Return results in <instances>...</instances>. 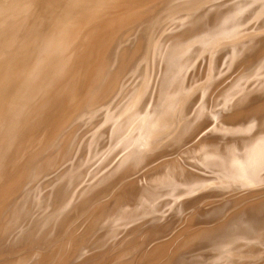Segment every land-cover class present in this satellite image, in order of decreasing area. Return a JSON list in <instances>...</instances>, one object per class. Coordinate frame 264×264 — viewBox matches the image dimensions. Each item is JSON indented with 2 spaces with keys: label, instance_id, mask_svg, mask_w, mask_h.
<instances>
[{
  "label": "bare ground",
  "instance_id": "bare-ground-1",
  "mask_svg": "<svg viewBox=\"0 0 264 264\" xmlns=\"http://www.w3.org/2000/svg\"><path fill=\"white\" fill-rule=\"evenodd\" d=\"M259 66L264 0H0V264H264Z\"/></svg>",
  "mask_w": 264,
  "mask_h": 264
},
{
  "label": "rangeland",
  "instance_id": "rangeland-1",
  "mask_svg": "<svg viewBox=\"0 0 264 264\" xmlns=\"http://www.w3.org/2000/svg\"><path fill=\"white\" fill-rule=\"evenodd\" d=\"M253 54H254V52H253ZM251 55H252V54H251ZM251 55H250V56H251ZM252 56H253V58H252ZM252 56H251V60H249L248 64H247V65L243 64V65H245V66H249V67H250V64L255 63V62L258 60V55H255V54H254V55H252ZM253 60H255V61L253 62ZM249 63H250V64H249ZM237 64H238V63H237L236 61H235L234 64H232V65L235 67V68H234V67H233V68L236 69L234 72L237 73V72L239 71L237 74H243V72H246V71H245L246 69L248 70L246 73L250 72L249 69L246 68L245 66L243 67V65H239V64L237 65ZM235 65H236V66H235ZM237 66H238V67H237ZM260 66H261V65H260ZM260 66H259V67H260ZM236 67H237V68H236ZM242 67H243V69H244V68H246V69H244V71H243V69H240V68H242ZM261 68H262V69H261ZM238 69H240V70H238ZM257 69H258V68H257ZM241 70H242L243 72H242ZM262 70H263V71H262ZM255 72H257V74H256ZM255 72L253 73V75H254V76H253V79H252L253 81H256L257 78H260V77L262 76V74L264 73V68H263V67H260V70H259V71L256 70ZM244 74H245V73H244ZM255 74H256V75H255ZM260 75H261V76H260ZM256 76H257V78H256ZM254 78H256V79L254 80ZM131 84H132V83H131ZM153 100H154L153 96L150 97V98H149V101L147 102V105H148V106L151 105V102H152ZM150 101H151V102H150ZM149 103H150V104H149ZM148 109H149V108L146 107L144 110H148ZM142 113L145 114V113H147V111L142 112ZM175 117H176V116H175ZM175 119H176V118H175ZM175 119H174V120H175ZM116 125H118V124H116ZM116 125H115V126H116ZM168 133H169V132H168ZM148 151H149V150H148ZM148 151H147V153L144 151V152H143V155H149V153H150L151 151H149V152H148ZM144 153H145V154H144ZM102 161H103V163H102ZM102 161L100 160V161L96 162V165L94 166V168H95L96 166H98V167L95 168L96 171H97V169H98L97 172H99V173L96 172V174H97L96 176H99V175H101V174L104 175V172H105V171H104L103 168L106 167L107 162L104 161L103 159H102ZM105 162H106V163H105ZM102 167H103V168H102ZM99 168H100V169L102 168V169L100 170ZM128 168H129V167H128ZM95 169L92 170L94 173H95ZM101 172H102V173H101ZM94 173H93V174H94ZM100 173H101V174H100ZM101 176H102V175H101ZM99 177H100V176H99ZM99 177H95V180L92 182V184L95 185L97 188L100 187V189L102 190L103 187H104L103 185H106V184H107V181H109V180H107L104 184L102 183V184H103V185H102L101 182H100V180L98 179ZM97 179H98V180H97ZM96 180H97V181H96ZM94 182H95V184H94ZM98 182L100 183V185H99ZM93 185H91V186H92V189L94 188ZM98 185H99V187H98ZM97 188H95V189H96V191L98 190V192H96V191L94 190V193H93L94 195H93V196H96L97 194L100 193L101 190H100V189H97ZM99 190H100V191H99ZM95 193H96V194H95ZM111 194H112V193H105V195H107V196L104 195V196H105L104 198H102L103 196H100V195H99L100 198L98 197V199H97V196H98V195H97V196H96V199H95V201H94V203H93L94 206L91 205L90 207L87 208V211H86V209H85L84 211H82V212H81L82 216H81V214H79V215L77 216V218H76V220H75V222H74L75 224H74V227H73V228H78V227H80V225H83V226H81L80 229H78V231L76 232V235H79V234L82 233V231H83L84 228H85V225L87 224L86 222H87V220L89 219V217H91V216L94 214V212L97 211V210H95V209H96V206H97V205H100L101 203H103V202H104V199H105V200L109 199V198H110L109 196H110ZM108 197H109V198H108ZM102 200H103V202H102ZM96 203H97V204H96ZM90 208H91L92 211L90 210ZM93 208H94V209H93ZM97 208H98V207H97ZM84 212H85V213H84ZM91 212H92V213H91ZM83 213H84V214H83ZM89 215H90V216H89ZM87 216H89V217H87ZM82 217H84V218H82ZM86 217H87V219H86ZM81 218H82V219H81ZM83 220H84V221H83ZM76 222H77V223H76ZM75 226H76V227H75ZM82 227H83V228H82ZM182 228H183V227L180 226L179 230H181ZM73 231H75V230H73ZM77 233H78V234H77ZM69 235H70V234L68 233V236H69ZM68 236H67V237H68ZM67 237H66V236H65V237H62V239H64V238L66 239ZM170 238H171V237H170ZM182 238H184V237H182ZM180 240H182V239L180 238V239L178 240V242H179ZM62 241H63V240H59V242L57 241V242H56L57 244L54 243L53 247H57L58 245H60V243H62ZM56 245H57V246H56ZM51 249H52V248H51ZM151 249H152V248H151ZM44 252H45V251H44ZM47 252H48V251H47ZM100 264H102V263H100Z\"/></svg>",
  "mask_w": 264,
  "mask_h": 264
}]
</instances>
